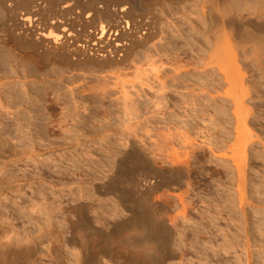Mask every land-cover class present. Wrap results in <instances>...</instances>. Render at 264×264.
Masks as SVG:
<instances>
[{
  "label": "rangeland",
  "instance_id": "1",
  "mask_svg": "<svg viewBox=\"0 0 264 264\" xmlns=\"http://www.w3.org/2000/svg\"><path fill=\"white\" fill-rule=\"evenodd\" d=\"M213 2L0 0L2 44L11 30L17 31L19 17L30 14L37 27L54 33L60 30L47 22L67 19L65 25L78 36L73 47L92 54L44 56L46 80L0 69V138L8 140L5 147L11 153L0 167V243L6 248L32 244L37 235L51 241L52 254L39 255L36 264H124L128 255L130 264H139L144 256L160 257L163 252L161 264H264V56L255 52L253 42H246L245 52L236 47L231 63L242 77L243 107L248 109L241 139H251L241 209L229 157V147L238 142L237 122L233 102L224 93L232 88L212 55V34L219 28L208 20V9L221 8H213ZM111 15L126 28L117 40L125 48L110 49L116 43L112 38L110 46L98 50L95 45V51L88 34ZM22 41L17 47L10 41L8 48L32 54L36 47ZM72 86L79 87L74 95ZM56 87L67 102L51 107L46 99ZM131 140L137 147L127 152ZM174 156L190 159L187 186L166 178L173 175L169 159ZM119 171L128 174L122 182H117ZM118 187L132 204L145 207L153 198L161 199L172 205L168 208L173 213L181 209L174 197L186 189L184 202L194 208L191 220L177 218L156 235L148 233L152 228L144 232L135 226L118 236L112 231L123 211L115 196ZM143 189L152 199L137 198ZM78 202L90 218L81 229L88 244L85 258L77 252L81 230L70 226L76 215L68 211Z\"/></svg>",
  "mask_w": 264,
  "mask_h": 264
},
{
  "label": "bare ground",
  "instance_id": "2",
  "mask_svg": "<svg viewBox=\"0 0 264 264\" xmlns=\"http://www.w3.org/2000/svg\"><path fill=\"white\" fill-rule=\"evenodd\" d=\"M210 1H212V0H210ZM213 1H214L213 2L214 5H215V6L213 5L214 6L213 8H215V7L220 8L221 7L219 9L220 12L218 10H217V12H214L212 10V7L209 8L208 9V11H209V13H208L209 19L208 20L211 23H213L214 26L215 25L218 26L219 30L216 28L218 32H215L212 34V40H211L212 43L211 42H209V43L212 44L211 46H214V49H213L214 51H213L212 55L214 57L213 58L214 61L215 60L218 61V64L216 65V69H218V71L221 73V76L224 79V83L227 84V86L229 85L232 88V91H231V89H229V90L224 91V93L226 94L227 98H230V100H231L230 102H233V105H234L233 114L235 117V122H237V124H236V126H233V127H235V131H234V132H236L235 138L238 140V142L236 144V147H232V146L229 147L231 149V152H232V154L229 157L231 159V164L234 166V168L236 170L235 176H237L236 190H237V194H238L237 195L238 206H239V208L243 209L244 204H245V200H246V198L244 197L245 192H243V184L245 182V181L243 182V180H244L243 178L245 177L244 172L246 171L245 169H247V168H245V165L247 166V164H245L247 162V161L245 162L246 154H247L246 151L249 147L248 145H250V144H248V141L251 139H249V138L246 140L241 139L243 137V135H241V134H243V131H245L247 129L246 127H247V115H248L247 110L248 109L246 110V108L243 107V103H244L243 94L244 93L242 91V88H240L242 86V77L241 76L239 77L234 73L235 72L234 66L231 63H234V60H235L234 54H235L236 47L242 46V49L245 52V50H246L245 43L246 42H253L255 52L260 54L261 56H264V0H213ZM121 10L123 11V8ZM63 11H65V10H63ZM72 11H73V9H72ZM27 13H29V12H27ZM88 14H89V12H88ZM88 14L86 15V17L88 16ZM97 14H98V12H97ZM112 15H113V13H112ZM112 15L107 16V17H109L108 19H106L107 17L104 18V19H106V20H104V21H106V24H103L101 22L99 27L95 28L97 32L94 30L93 31L94 33L92 32V34H88L91 37L90 41L93 43V45H91L92 49L95 45H96L95 47H97V49L98 48L102 49L103 44L105 46H110L112 43L111 40L113 38V40H116V43L114 45H112L110 47V49H112L115 52H117L119 49L122 50L124 45H122V43L118 42L117 40H120L119 34H121L126 28L125 27H119V22L116 21V19ZM76 16H77V14L76 15L74 14L75 19H76ZM80 17H81V15H79V17H77L78 20L80 19ZM63 18H65V17H63ZM60 19H61L60 21L51 20V21L47 22V25H49V27L58 28L60 30V32L54 33L51 30H46V28L37 27L38 25L34 24V22H36L35 18L33 16H31L30 14H22V16L19 17V21H17V24H18L16 26L17 31H15L14 29L11 30V33L9 35L10 37L7 34L8 39L7 38L5 40L3 39L4 40L3 44H2V41H0L1 42V45H0V69L7 70V68H9L12 71V74L15 76H23L24 78L39 77L42 80H46L47 79L45 77L46 70L44 68L47 66V64L45 63V61L43 59L44 56H48L50 54L60 55L59 53H62V55H63V53L67 54L68 52L70 54H72V53L75 54L73 52V51H75L76 53L78 52L79 54H84V55H87V57H90V55H92V54H88L89 52L86 50V48L79 47V46L73 47V45L76 44V43H74V40L78 36L76 35V33H73L72 30H70L71 28L69 29V27H67L68 24L65 25L64 20H67V19H63V21H62V18H60ZM16 20H18V19H15V22H16ZM80 20H82V18ZM69 21H70V18H69ZM15 22H13V24H15ZM70 22H72V20ZM67 23H68V21H67ZM19 25L21 27L18 29L17 27H19ZM213 25H212V27H213ZM13 28H15V26ZM74 32H75V30H74ZM75 35H76V37L74 38ZM1 40H2V38H1ZM22 40H25L26 42H28V44H32L31 46H35L36 49L34 48V52H35V50L37 52H38V50H40L39 53L35 54L33 52L34 54L32 53V54H26V55H21L20 53H17L15 51L16 50L15 47L13 48V45L16 47L17 46H23L24 44L23 45H22V43L20 44V42ZM10 41L13 42V45H11L12 48H10L11 46L8 48V45L12 44V43H10V44L8 43ZM26 42H25V45H26ZM72 42H73V44H72ZM99 44H102V46L101 45H100L101 47L98 46ZM85 45L90 47V43H89V45L88 44H85ZM211 46H210V48H211ZM89 47H87V48H89ZM95 47H94V49H95ZM124 48H125V46H124ZM70 51H72V53ZM95 51H96V49H95ZM236 52H237V50H236ZM66 54H65V56H66ZM35 55L38 57H36ZM67 55H69V54H67ZM231 55H232V57H231ZM222 59H223V61H222ZM258 60H259V57H258ZM210 62L212 63L213 61H210ZM206 65H210V64L207 63ZM178 68H180V67H178ZM210 68L213 69L214 67H210ZM61 79L62 78H60V80ZM243 79H245V78H243ZM47 81H49V79ZM58 84H60V83L58 82ZM80 87H81V85H80ZM252 87H249V88L252 89ZM57 89L59 90L60 88L56 87V90L54 91V95L50 96L46 99L49 101V106H51V107H53V106L57 107V105H61L60 104L61 102L62 103L67 102L64 99V97L66 95H64V94L61 95L60 93L56 92ZM69 89H70L69 92H72L71 94H73V92H75L74 90L79 89V87L72 86V87H69ZM89 89H90V87H89ZM91 89H93V88H91ZM224 89H226V88H224ZM48 91L49 90H47V88H44V95H49L50 91L49 92ZM82 91L83 90H81L80 92H82ZM55 92H56V94H55ZM104 92H106V91H104ZM104 92H102L101 95ZM79 95H81L83 97L86 94H84V95L79 94ZM222 98L224 100V97H222ZM74 99H75V97H74ZM76 104L78 105V103H76ZM252 105H254V104H252ZM75 107H76V105H75ZM250 123L251 122H249L248 124H250ZM253 130H255V129H253ZM244 136H245V134H244ZM249 136H251V135L249 134ZM228 137H230V136H228ZM7 142H8V140L0 138V167H3L7 163V158H6L7 154H11L10 151L5 147ZM129 143H130V149L127 152H134V150L136 149L135 148L136 143L133 140H131ZM232 143H234V142L232 141ZM249 143H250V141H249ZM237 145H238V147H237ZM10 149H13V146ZM192 152H191V154H192ZM172 154H174V153H172ZM176 154H177V152H176ZM169 156H170V154H169ZM180 156H181L180 158H182L183 155H180ZM187 157H188V155H187ZM247 158H249V157H247ZM187 159L185 158L183 160H180L177 156H174V157L169 159L170 164H171V168L173 171V175L170 177H168L166 175V178H168V180H172L173 182H176L177 186H179V187L189 185L186 179H187V174H188L187 172L190 171L189 170V168H190L189 160L190 159L189 160H187ZM210 160H211V158H210ZM229 163H230V161H229ZM219 164H221V163H219ZM232 165H231V168L233 167ZM120 166H121V162H120ZM246 174H247V172H246ZM121 177H124L125 179H127L128 174L122 173L121 171H119L118 178L120 179ZM120 181H121V179L119 181L117 180V182H120ZM123 181H126V180H123ZM139 182H141V181H139ZM167 182L165 181V183H167ZM117 184H119V183H117ZM138 184L140 185V183H138ZM120 185L122 187V183H120ZM117 186H119V185H117ZM121 187L116 188L115 196L118 199V201H119L124 212L122 211L120 214L118 213L117 216L120 215L119 218L120 217L121 218L118 221L116 220L115 224L112 227L113 228L112 231L114 233H116V235L121 234V231L125 230L127 227H135V226L138 228V230L140 229L141 231H144V232H146L145 230H147L148 228H152L153 230L152 231L148 230L149 231L148 233L156 235V234L162 233V231L164 230V227L167 228L168 225H170V224L172 225V223H174L177 218H180L183 221H188V222H189V220H191L190 213L194 208H191L189 206V204L184 202V195L183 194L186 193V191H187L186 189L182 193L177 194L176 197L173 196L174 198L177 199L178 203L180 204L179 205L176 202L178 205L177 207L181 206V209H180L181 211L179 210V211H177V213H173L168 208V207L172 208V205L168 206L167 205L168 203L167 204H165L166 202L162 203V201H160L161 200L160 196H159L160 200H158V199L154 200V198H153V201L151 200V202H150L151 205H149V206L144 207V205L137 206V204H135V203L132 204L128 201V195L126 194L124 189H119ZM153 187H151V188L153 189ZM148 189H149V191L151 190L150 186H148ZM1 190H2V187L0 184V191ZM136 190L139 191L137 188H136ZM225 195H227V194H225ZM136 196H138L137 198L139 200L141 198L142 201H144V202H146L147 199L149 200V198H151V196H149L147 191H145V190L140 191L139 194H136ZM168 196H169V194H168ZM220 197H221V195H220ZM227 198H228V195H227ZM148 203H149V201H148ZM224 204H225V202H224ZM149 208H151V210ZM122 209L120 208V210H122ZM68 211L70 213H72V214L74 213L76 215V219L70 221L71 227L77 228L78 230H81V229H85L90 224V218L88 215L85 214L84 204L82 202H78L76 205L69 206ZM178 212H180V213H178ZM150 220L151 221L153 220V222H152L153 226L149 225L150 227H148L147 225L149 224ZM100 231H101V229H100ZM1 232L2 231H0V234H1ZM122 232L124 233V231H122ZM97 233H99V230L97 231ZM84 237H85V232H83V230H81L79 241H77V246H79L78 247L79 249L77 252L81 253V256L83 258H85V251H86L87 246H88L87 242L84 240ZM34 238H35V240L32 244H24V245L18 244V245L12 246L11 248H6V246L3 245V243H0V264H36L37 257L39 255H51L52 254V251H51L52 242L51 241L40 238V236H38V235L35 236ZM153 238H154V240H157V239H155V237H153ZM158 244H159V242H158ZM158 246L159 245H157V248H158ZM123 254H125V253H123ZM161 254L162 255H160V257L159 256L158 257L153 256V255L144 256L143 257V258H145L144 261L141 260L142 262L140 261L141 263H139V264H161L163 259H165V257H166V253L163 252ZM125 256H127V255H125ZM123 259H124V261H123L124 264H130V262H132V258L129 257V255ZM136 260H137V258H136ZM133 261L135 262V260H133Z\"/></svg>",
  "mask_w": 264,
  "mask_h": 264
}]
</instances>
